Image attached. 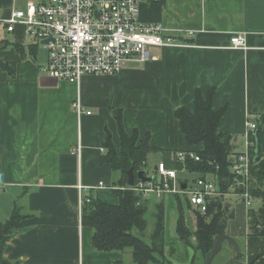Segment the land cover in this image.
I'll use <instances>...</instances> for the list:
<instances>
[{
  "label": "crops",
  "instance_id": "0c3cea01",
  "mask_svg": "<svg viewBox=\"0 0 264 264\" xmlns=\"http://www.w3.org/2000/svg\"><path fill=\"white\" fill-rule=\"evenodd\" d=\"M29 1L40 0H0V60L7 67L0 68V223L10 218L15 204L26 216L5 257L12 264H133L130 250H95L94 229L82 224L83 199L89 195L119 202L113 189L122 177L102 161L104 144L110 137L120 146L122 123L128 135H149L150 145L161 151L201 149L188 146L175 115L180 107L194 108L196 90L203 95L214 90L213 109H227L220 130L233 145L245 138L248 119L264 114V0H139L143 22L163 25L188 46L152 47L155 60L126 62L116 76L85 77L81 95L92 114L81 116L72 108L77 86L47 74V52L42 60V49L23 25L9 33L2 24L18 2L25 9ZM236 35L246 37L245 49L231 47ZM33 46H38L36 55ZM241 150L234 145V152ZM168 196V259L193 264L176 233L177 196L195 233L193 209L187 208L186 196L168 194L164 201ZM225 201L233 216L200 264H264V237L250 233V210L237 198Z\"/></svg>",
  "mask_w": 264,
  "mask_h": 264
},
{
  "label": "trees",
  "instance_id": "16d2710c",
  "mask_svg": "<svg viewBox=\"0 0 264 264\" xmlns=\"http://www.w3.org/2000/svg\"><path fill=\"white\" fill-rule=\"evenodd\" d=\"M14 46L20 50L24 48L21 44H14ZM31 51L33 55H36L38 46L31 47ZM0 68L7 70L1 60ZM214 93V90H210L203 95L200 90H196L194 108L190 110L180 107L175 112L188 146L193 148L201 145V149L191 150L199 156V161L180 162L177 159V152L158 150L150 145L149 135L141 138L138 131L128 135L122 123H119L120 152L109 137L104 144L107 152L102 158L103 162L109 163L121 174L119 186L113 189V195L119 202L110 204L91 194L84 199L82 205V224L94 229L95 250L99 252L130 250L133 264H171L165 254L164 198L152 197L153 200H143L141 195L130 190L131 187L128 185V172L131 168L135 175L133 187L140 182L137 178L140 171H145L147 176H153L158 181V173L149 163L152 154L162 153V158L156 159V166L165 163L168 169L183 171L186 168L187 172L200 174V178H208L209 175L217 177L220 189L224 192L229 191L233 174L228 160L231 154L236 152H234L232 137L220 130L221 120L227 109H213ZM254 122L257 124V129L250 134L251 140L254 144L258 143L262 159L259 163L254 162V146L251 150L250 191L255 201L261 202V207L260 209L250 208L248 224L251 234L264 237V114ZM149 167L152 169V175H149L151 172ZM177 200L179 217L176 233L181 242L186 245H191L192 236L196 237L197 244L194 247L196 253L193 260L197 261L199 256H206L212 249L214 238L226 232L233 212L222 198L209 202L208 211L205 214H201L192 208L189 202H186L187 206L194 210L196 231L193 233L186 224L184 205L178 196ZM152 204L155 223L153 231L148 234L147 213ZM25 218L23 208L15 204L10 218L0 223V264H12L5 257V250L10 239L22 231V220ZM115 264L124 263L119 261Z\"/></svg>",
  "mask_w": 264,
  "mask_h": 264
},
{
  "label": "built area",
  "instance_id": "2783aa9c",
  "mask_svg": "<svg viewBox=\"0 0 264 264\" xmlns=\"http://www.w3.org/2000/svg\"><path fill=\"white\" fill-rule=\"evenodd\" d=\"M2 24L9 33L14 32L18 25H23L31 40L47 52V74L56 81L77 86L78 95L72 108L78 116L92 114V111L86 110L81 95L85 77L116 76L126 62L155 60L156 57L150 55L152 47L188 46L163 25L143 22L139 0L29 1L25 9L13 10ZM246 43L244 35H236L232 38L231 47L245 49ZM256 129V122L248 119L246 149L229 157L233 179L228 192L220 189L217 177L198 178L191 185L180 181L178 171L168 169L165 163L156 166L158 181L155 178L152 182L140 181L130 190L139 193L143 200L163 198L168 194L184 195L201 214L208 211L209 202L219 198H237L250 210L255 202L250 191L251 150L255 144L250 134ZM177 159L186 163L187 160L199 161V156L193 151H180ZM183 185H186L185 190Z\"/></svg>",
  "mask_w": 264,
  "mask_h": 264
},
{
  "label": "rangeland",
  "instance_id": "374dc122",
  "mask_svg": "<svg viewBox=\"0 0 264 264\" xmlns=\"http://www.w3.org/2000/svg\"><path fill=\"white\" fill-rule=\"evenodd\" d=\"M18 4V7L16 8L15 7V9H24V7L21 5V3H17ZM1 33L2 34H5V35H7V33L5 32V31H3L2 29H1ZM42 49V48H41ZM156 50L155 49H150V52L153 54V52H155ZM39 55H40V57H41V59L43 60L44 59V57H45V55H46V51H43V49L42 50H40L39 51ZM142 63V62H141ZM132 64H137V65H139L140 63H139V61L138 62H135V63H132ZM136 65V66H137ZM127 67V65H124L123 66V68H126ZM136 69H139V68H136ZM141 137V136H140ZM246 139H247V137H243V138H240L238 141H235L234 142V145L237 147V149L240 151L241 149L244 151L245 149H246V145H245V141H246ZM116 149H117V151L118 152H120V146H116ZM241 150V151H242ZM157 158V159H161L162 158V153L160 152V153H155V154H152L151 156H150V158H149V163H150V166H152V168L154 169V163L152 162L153 160H152V158ZM149 169H151L150 167H149ZM149 175H152V169H151V172L149 173ZM178 177H179V179H181V180H183V181H188L189 182V184L191 185V184H193V181L194 180H196V179H198V178H200V174H198V173H196V172H187V171H178ZM208 178H211V176L209 175V176H207ZM167 199H166V201H165V203H166V205H168V200H169V196L168 197H166ZM172 199H174V206H175V200H176V198L174 197V196H172ZM180 199V198H179ZM178 201V200H177ZM184 207V206H183ZM254 207L256 208V209H260V207H261V202L260 201H257L255 204H254ZM187 208L189 209V210H191L188 206H187ZM192 212L194 213V211L192 210ZM191 211L189 212L190 214V216H191V218H192V221H193V226L195 225L196 226V223H195V216H194V214L192 213ZM184 213H185V210H184ZM147 220H148V230H147V233L148 234H150L152 231H153V227H154V223H155V218H154V207H153V204L150 206V208H149V211H148V213H147ZM194 226V227H195ZM190 241H191V245H186V244H184V247H185V249H187L188 250V252H189V254H191V255H189V258H190V256H191V261L194 263V262H196L195 264H200V262L202 261V259H201V256H199V260H197V261H194L193 259H194V256H195V246H196V244H197V240H196V237L195 236H192L191 237V239H190ZM169 255H170V258H174L175 256H176V252L175 251H173L172 249H169ZM165 254H166V258H167V260L171 263V264H174L172 261H171V259L169 260L168 259V256H167V250H166V247H165Z\"/></svg>",
  "mask_w": 264,
  "mask_h": 264
},
{
  "label": "water",
  "instance_id": "95a60500",
  "mask_svg": "<svg viewBox=\"0 0 264 264\" xmlns=\"http://www.w3.org/2000/svg\"><path fill=\"white\" fill-rule=\"evenodd\" d=\"M43 43H47V41H44ZM254 151H255V157H254V162L255 163H259L260 160L262 159V153L261 151L259 150V145L258 143L256 142L255 144V148H254ZM155 170L157 171V168H155ZM137 178L142 181V182H152L154 180V177L153 176H147L146 172L145 171H140L138 172L137 174ZM134 180H135V175H134V172H133V169L131 168L128 172V185L130 187H133L134 186ZM182 189H186V185H183L182 186Z\"/></svg>",
  "mask_w": 264,
  "mask_h": 264
}]
</instances>
